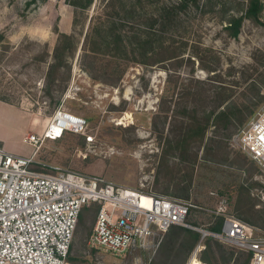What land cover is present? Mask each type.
<instances>
[{
	"label": "rangeland",
	"instance_id": "374dc122",
	"mask_svg": "<svg viewBox=\"0 0 264 264\" xmlns=\"http://www.w3.org/2000/svg\"><path fill=\"white\" fill-rule=\"evenodd\" d=\"M72 1L0 0L3 148L31 156L35 148L24 138L42 133L64 104L87 119L93 142L71 132L45 141L36 154L43 168L145 187L202 207L216 205L214 193L226 197L235 212L241 207L245 220L264 231V170L232 146L238 130L264 112V26L246 20L239 37L228 38L223 21L235 11L233 0H202L173 22L163 18L166 8L181 0H94L88 9L76 8ZM221 8L228 11L226 16L221 17ZM158 17L164 20L156 22ZM57 31L74 36L78 50L69 60L70 74L62 69L49 76ZM117 34L128 52L108 46ZM152 38L153 43L142 48L140 42ZM173 41L183 54L178 67L152 64L154 49ZM144 50L147 55L142 56ZM203 64L219 71L210 74ZM222 83L233 101L249 106L252 114L242 127L229 129L216 127L213 116L202 145L194 143L189 150L177 146L184 122L194 115L204 119L216 107ZM240 117L236 114L237 121ZM209 148L212 155L207 158ZM193 153L198 156L195 163ZM95 216V209L86 212L77 228L71 252L75 264H188L191 254L181 250L176 239L182 227L166 234L152 260L144 252L115 255L90 250L87 239ZM191 220L205 227L212 223L206 214ZM166 239L173 241L168 244ZM213 248L217 250L215 244ZM239 257L236 253L224 263L216 251L210 259L212 264H238Z\"/></svg>",
	"mask_w": 264,
	"mask_h": 264
},
{
	"label": "built area",
	"instance_id": "2783aa9c",
	"mask_svg": "<svg viewBox=\"0 0 264 264\" xmlns=\"http://www.w3.org/2000/svg\"><path fill=\"white\" fill-rule=\"evenodd\" d=\"M88 127L86 118L63 104L42 133L24 138L35 148L31 156L10 153L0 144V264H73L69 256L81 213L93 205L99 209L87 239L90 250L144 252L152 260L169 229L180 226L201 234L188 264L199 259L210 238L250 253V264H264V231L231 214L224 196L213 193L216 205L202 207L145 187L68 169L47 170L36 160L45 141L62 139L67 132L87 137ZM87 140L93 142L91 136ZM232 146L264 170V112L238 130ZM193 211L222 219V230L189 223Z\"/></svg>",
	"mask_w": 264,
	"mask_h": 264
},
{
	"label": "trees",
	"instance_id": "16d2710c",
	"mask_svg": "<svg viewBox=\"0 0 264 264\" xmlns=\"http://www.w3.org/2000/svg\"><path fill=\"white\" fill-rule=\"evenodd\" d=\"M46 2L48 0H31L30 3H36V2ZM94 0H73L72 5L75 6L76 8H81V9H88L91 4L93 3ZM202 0H181V3L171 5L168 8H166V15L163 18H166L167 20H170V22H173L178 16L181 15L182 12L187 11L191 5L199 7L200 3ZM207 1H216V4L218 0H207ZM233 4L235 7V11L229 15V18L226 19V21L223 23H226V26L223 27V31L226 33L228 38H238L243 24L246 20H249L257 25H262L264 26V0H233ZM222 9V8H221ZM221 14V17L226 16L228 14V11L223 10L219 12ZM161 17H158L155 19L156 22H160L161 20H164ZM58 34V41L56 48L54 50V55H53V63L50 66L49 69V76H55L57 75L62 69L67 70V73L70 74L71 67L69 60L70 58H73L78 50L77 42L75 40V37L72 35H68L66 33L57 31ZM120 34L117 35H112V41L108 42V46H113L114 51L120 52L121 50L123 52H128V46L124 43L123 38L120 37ZM146 43H153V38L150 41H144L140 42L142 45V48L146 45ZM111 55H114L115 57L118 55L116 53L112 54V50H110ZM135 53V52H134ZM142 56L147 55V51H143L141 53ZM182 50L181 47L177 46L175 41L168 43L166 46L160 45L158 48L154 49V58L152 59V64H165V63H173L177 67L178 65L182 62ZM146 63V62H145ZM203 69L206 70L208 73H214L219 71L216 66H208L203 64ZM65 70V71H66ZM218 77V76H216ZM118 79V78H117ZM219 79V78H218ZM219 92L217 93V99H216V107L212 110L210 115H206L204 119H200L197 116H193L192 118H188L189 122H184L183 126L186 125L185 130L182 128V134L179 136V140L176 141V145L180 146L183 145L185 146L188 150L191 147L192 144H199L202 145L205 142L206 134L208 129L211 126V119L213 116L214 118V125L216 127H223L224 129H229L230 127H242L243 124L247 121L248 117L252 114V110L250 109L249 106H246L242 104L241 106H244L243 108L236 102L233 101L232 95L227 94V88L226 86L222 83L219 85ZM260 103V102H259ZM165 102L163 99H161L160 102V107L161 110L165 111ZM245 110V111H244ZM236 114H241V117L236 119ZM189 117V116H188ZM191 117V116H190ZM122 124V123H121ZM182 126V127H183ZM193 157V161H197V154L193 153L191 154ZM211 148H209L206 157L209 158L211 156ZM252 161V160H251ZM254 162V161H252ZM193 163V165H194ZM255 163V162H254ZM37 170H44L42 168H37ZM95 209L96 214L98 212L99 206L98 205H93L91 208H85L80 216L79 224L80 221H82L83 216L86 212ZM241 207L236 210H232L230 203H229V211L231 214L236 216L237 218L241 219L242 221L249 223V221L245 220L244 216L242 215L240 211ZM197 214H204L202 212H195L191 214L189 217V223H192L194 225H199L202 226L195 221H192L191 218L194 215ZM212 218V223L206 229L214 232H220L222 230V219H215ZM96 219V216H95ZM95 222V221H94ZM78 224V226H79ZM257 228H260L254 224H251ZM180 226H172L169 231H172L173 229H176ZM205 227V226H204ZM261 229V228H260ZM180 234H177L176 239H179L180 241V246L181 250H185V252H188V254H192L193 250L195 247L198 245L201 239V234L195 230L187 229V228H180ZM168 231V232H169ZM167 232V233H168ZM166 233V234H167ZM76 234V233H75ZM165 234V236H166ZM174 235V234H173ZM165 238V237H164ZM173 240L171 239H166V242L170 244ZM213 244L216 245L217 247V252L219 254V260L224 263H228L231 261L236 253H240V256L244 257V260H240L241 257L238 259V264L241 262L242 264H250L251 262V254L241 251L237 248L234 247H229L228 249L225 248V244L220 243L219 241L215 239H207L205 240V249L200 253L199 260L200 264H212L211 262V256H214L216 254V251L213 248ZM73 246V245H72ZM228 246V245H227ZM171 247V245L169 246ZM230 249V250H229ZM177 254L179 251L177 249H173ZM96 251V250H92ZM72 252V248H71ZM71 252L69 256V261H71L73 264L76 261V259L71 257ZM98 252V251H96ZM227 253L230 255L227 256ZM187 254V255H188Z\"/></svg>",
	"mask_w": 264,
	"mask_h": 264
},
{
	"label": "bare ground",
	"instance_id": "6f19581e",
	"mask_svg": "<svg viewBox=\"0 0 264 264\" xmlns=\"http://www.w3.org/2000/svg\"><path fill=\"white\" fill-rule=\"evenodd\" d=\"M198 260H199V259H196V258L192 259L191 264H196V263L198 262ZM198 263H199V262H198Z\"/></svg>",
	"mask_w": 264,
	"mask_h": 264
},
{
	"label": "crops",
	"instance_id": "0c3cea01",
	"mask_svg": "<svg viewBox=\"0 0 264 264\" xmlns=\"http://www.w3.org/2000/svg\"><path fill=\"white\" fill-rule=\"evenodd\" d=\"M32 134V133H31ZM31 134H29V135H31ZM28 136V135H27ZM6 150V149H5ZM8 151V150H7ZM8 152H10V151H8ZM10 153H13V152H10Z\"/></svg>",
	"mask_w": 264,
	"mask_h": 264
}]
</instances>
